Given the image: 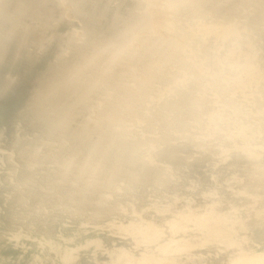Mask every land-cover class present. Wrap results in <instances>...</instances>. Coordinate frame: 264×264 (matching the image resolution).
<instances>
[{"label":"rangeland","instance_id":"1","mask_svg":"<svg viewBox=\"0 0 264 264\" xmlns=\"http://www.w3.org/2000/svg\"><path fill=\"white\" fill-rule=\"evenodd\" d=\"M162 1L0 0V264L264 254V0Z\"/></svg>","mask_w":264,"mask_h":264},{"label":"bare ground","instance_id":"2","mask_svg":"<svg viewBox=\"0 0 264 264\" xmlns=\"http://www.w3.org/2000/svg\"><path fill=\"white\" fill-rule=\"evenodd\" d=\"M157 1V0H156ZM164 1V0H163ZM161 2V3H164V2ZM171 1V0H170ZM174 1V2H173ZM172 2L173 3H180V5L182 4V3H187L188 2V4H190L191 2L193 3V1L192 0H176V2H175V0H173ZM196 1V0H195ZM240 1V0H239ZM150 2L153 4V5H151L150 6V10L147 12V16H146V13H145V17L142 15V17L141 16H139V17H141V18H139L138 16V20H137V17H136V19H134V20H136L135 22H132L131 24H129L128 26H127V28H125V30L123 29V31L119 34V35H117L118 36V38H120L121 40L122 39H124V40H126L125 38H128L127 37V35H129L131 32H134V30H136V28L137 27H140L141 25H143V24H146L147 26H148V24H150V26H151V29H152V31H153V34H154V32H158V31H160V30H163L162 28L160 29V26H162V25H165V27H166V25H168L169 24V22H168V20L166 21V16L167 15H165V11H163V8L161 7V5H160V3L159 4H155V3H153V0L151 1L150 0ZM166 2V1H165ZM190 2V3H189ZM141 3H142V1H141ZM194 4V3H193ZM244 4V3H243ZM242 4V5H243ZM170 5H171V2H170ZM174 5H176L177 6V4H174ZM184 5V4H183ZM195 5H196V2H195ZM166 7V6H165ZM175 7V6H174ZM178 7V6H177ZM188 8V7H187ZM184 9V8H183ZM186 9V8H185ZM190 9H191V7H190ZM146 10V9H145ZM193 10H195V9H193ZM139 11V10H138ZM141 11V10H140ZM186 12V11H185ZM141 14V13H140ZM263 16V15H262ZM143 17H144V19H143ZM126 18V17H125ZM133 20V21H134ZM125 21V20H124ZM168 22V24H166V22ZM15 25V24H14ZM149 26V27H150ZM169 26V25H168ZM142 27V26H141ZM146 27V26H145ZM31 30V29H30ZM29 32V31H28ZM137 33H139V32H137ZM132 34V33H131ZM157 34V33H156ZM168 34V33H167ZM161 35H163V34H161ZM130 36V35H129ZM135 37L137 38V37H139V36H134V38L133 39H135ZM158 37V36H157ZM160 37V36H159ZM141 38H143L142 36H141ZM141 38H139V39H141ZM163 38V37H162ZM132 39V38H131ZM133 39L131 40V41H133ZM158 39V38H157ZM164 39V38H163ZM118 40V41H117ZM117 40H113V41H111L110 40V42H108L107 43V45H105V46H103V47H106V46H111V45H113L116 41L117 42H119V39H117ZM121 40H120V42H121ZM130 40V39H129ZM168 40V39H167ZM172 40V39H171ZM123 41V40H122ZM160 42H161V39L159 40ZM169 41V40H168ZM112 42V43H111ZM114 42V43H113ZM130 42V41H129ZM159 42V43H160ZM163 42V41H162ZM167 42V41H166ZM166 42H164V43H162L163 44V47L160 49V51L158 52V51H155L156 53H160V52H168V53H170L171 52V47H169V44L168 43H166ZM123 43H125V42H123ZM128 43V42H127ZM172 43V42H171ZM116 44V43H115ZM132 44V43H131ZM115 46V45H114ZM126 46V45H125ZM128 46V45H127ZM137 46V45H136ZM102 46H101V48L100 47H98V48H96V49H94L93 50V53H91V55H89V61L92 63V66L94 65V64H96L97 62V58H98V56H100L101 55V53L105 50V48H103ZM128 47H130V46H128ZM120 48H122V47H120ZM129 49V48H128ZM147 50V49H146ZM118 52H109V54L107 55V61H108V67L116 60L115 58L116 57H118L120 54H122V52H121V50H117ZM126 51V50H125ZM101 57V56H100ZM84 60V59H83ZM99 60V59H98ZM104 61V60H103ZM96 62V63H95ZM102 63H104V62H102ZM105 64V63H104ZM95 66V65H94ZM101 66V65H100ZM106 65H104L103 66V68L105 67ZM115 66V65H114ZM73 68V67H72ZM95 68H97V67H95ZM99 68V67H98ZM101 69H102V67H100ZM105 68H107V67H105ZM113 68V67H112ZM73 70V69H72ZM100 70V69H99ZM97 71V70H96ZM104 71H106V70H103L102 72H104ZM107 71H109V69H107ZM72 72V71H71ZM71 72H69V74H70V78H69V82H70V84L71 85H74L76 88H78V86H80V84H79V82L78 81H76L75 79H76V72H77V69H76V71L74 70L72 73ZM100 72V71H99ZM68 73V72H67ZM98 73V72H97ZM115 73V72H114ZM117 73H118V71H117ZM99 74V73H98ZM101 75H102V73H100ZM105 74H107V73H104L102 76H101V78L102 77H104V75ZM110 74V73H109ZM119 75V74H118ZM97 76V75H96ZM107 76V75H106ZM99 76H97V78H98ZM110 77V76H109ZM119 77V76H118ZM100 78V77H99ZM115 78V77H114ZM113 78V79H114ZM121 78V77H120ZM40 82V81H39ZM104 83V82H103ZM47 86V85H46ZM43 89V88H42ZM50 89H51V87H50ZM89 89H91V88H89ZM88 89V90H89ZM63 90V89H62ZM79 90V89H78ZM87 91V90H86ZM55 94V93H54ZM57 94V93H56ZM129 95V94H128ZM53 96V95H52ZM130 96H132V95H130ZM54 97V96H53ZM127 97H129V96H127ZM118 98V97H117ZM123 98V97H122ZM120 100H121V98H119ZM107 100H105V102H106ZM117 105V104H116ZM116 105H115V107H116ZM111 106V105H110ZM120 106H121V104H120ZM43 107V106H42ZM62 107V106H61ZM113 108V112L111 113V111H108L107 113V116L105 117V118H107V120H109V117L112 119L113 118V116L114 115H112L113 113L114 114H116V112L118 111V108L116 107V108ZM112 108V107H111ZM44 109V108H43ZM111 110V109H110ZM48 112V111H47ZM46 112V113H47ZM106 114V113H105ZM103 115V114H102ZM46 116V115H45ZM49 116V115H48ZM104 118V119H105ZM48 120H49V117H48ZM105 121V120H104ZM57 122V121H56ZM56 122H54V124L56 123ZM103 122V121H102ZM59 123V122H58ZM57 123V124H58ZM57 124H55V125H57ZM64 125V124H63ZM112 125V124H111ZM61 126V125H60ZM63 127V126H62ZM58 128V127H57ZM84 128V127H83ZM102 130V129H101ZM61 131V130H60ZM113 131V130H112ZM110 133V132H109ZM76 134V133H75ZM106 134V133H105ZM112 134V133H111ZM78 136V135H77ZM103 136V135H102ZM112 136V135H111ZM79 137H80V135H79ZM109 137V136H108ZM78 138V137H77ZM110 138V137H109ZM76 140V139H75ZM99 140V139H98ZM77 141V140H76ZM96 141V140H95ZM101 141H102V139H101ZM104 141V140H103ZM111 142V141H110ZM101 143V142H100ZM111 144V143H110ZM113 144V143H112ZM92 145V144H91ZM90 145V146H91ZM97 145H99V144H97ZM106 145V144H105ZM96 146V145H95ZM94 146V147H95ZM102 146V145H101ZM111 146V145H110ZM109 146V147H110ZM98 147V146H97ZM105 147V146H104ZM107 147V146H106ZM93 149V148H92ZM94 149H96V148H94ZM99 151V150H98ZM106 151V150H105ZM117 151V150H116ZM72 152V151H71ZM101 154V153H100ZM88 156V155H87ZM98 156V155H97ZM76 157V156H75ZM94 157H95V155H94ZM100 157V156H99ZM102 157V156H101ZM92 158V157H91ZM96 158V157H95ZM33 159V158H32ZM89 159V158H88ZM64 160V159H63ZM96 160V159H95ZM94 160V161H95ZM105 160V159H104ZM73 161V160H72ZM85 161V160H84ZM99 161V160H98ZM66 162V161H65ZM64 162V163H65ZM88 162V161H87ZM71 163H73V162H71ZM86 163V162H85ZM68 164V163H67ZM70 164V163H69ZM79 165V164H78ZM79 166H81V165H79ZM84 166H86V165H84ZM67 167V166H66ZM84 169V168H83ZM80 171V170H79ZM83 172V171H82ZM94 173H96V172H94ZM91 174V173H90ZM74 175V174H73ZM81 175V174H80ZM89 175V174H88ZM94 176V175H93ZM75 177V176H74ZM87 178V177H86ZM91 178V177H90ZM88 179V178H87ZM204 222H206V221H204ZM208 222V221H207ZM206 222V223H207ZM203 224V223H202ZM218 224V223H217ZM212 225V224H211ZM210 225V227H209V229L211 230V231H209V232H211V233H213V234H215V232H217V233H220V232H225V231H223V228L221 229L222 231H220V227L218 228L217 226H214V225H212L211 226ZM205 227V226H204ZM208 229V230H209ZM227 229V228H226ZM227 231V230H226ZM208 232V233H209ZM227 233H228V231H227ZM220 235H221V233H220ZM213 237H215L214 235H213ZM222 237H223V234H222ZM218 239V238H217ZM264 253V252H263ZM164 260V259H163ZM234 261L233 262H231L232 264H264V254H262V252H261V254L259 253H256V254H254V255H251V256H239L238 258H236L235 259V257H234V259H233ZM158 261V260H157ZM126 263L127 264H150L151 262H146V261H144V260H140V261H134L133 259H126ZM159 263H161V261H159ZM157 264H158V262H157Z\"/></svg>","mask_w":264,"mask_h":264}]
</instances>
